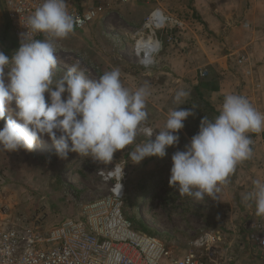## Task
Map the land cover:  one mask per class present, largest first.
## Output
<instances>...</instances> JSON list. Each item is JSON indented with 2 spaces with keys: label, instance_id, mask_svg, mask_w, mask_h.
Listing matches in <instances>:
<instances>
[{
  "label": "rangeland",
  "instance_id": "374dc122",
  "mask_svg": "<svg viewBox=\"0 0 264 264\" xmlns=\"http://www.w3.org/2000/svg\"><path fill=\"white\" fill-rule=\"evenodd\" d=\"M102 4H105V12L110 15L109 20L100 17L93 19L58 41V65L54 80L61 78L67 68L79 61L89 78L96 79L104 72L118 68L121 82L129 90L135 91L147 85L150 95L146 99V126L154 129L151 137L154 140L161 130V110L165 109L161 105L172 95L165 107L166 110H169V105L174 107V96L179 91H174L176 84L173 76L161 74V64L167 56H171L170 50L175 42H169V34L161 32V23L157 27L146 23L150 13L155 10L161 13V0H109ZM170 25L166 27L171 28ZM14 41L7 28L0 0V51L11 57L18 49ZM151 45L157 50L152 52L151 49L148 54L147 49ZM65 58L68 61L62 63ZM237 68L234 66L229 70L236 74ZM172 69L175 75L179 71L178 68ZM206 69H199V79L211 77L212 69ZM203 70L209 72L206 77L200 76ZM219 74L221 76L220 70L212 75ZM164 77H169L170 81ZM161 87L165 88L166 93H161ZM170 89L173 92L167 93ZM182 90L189 95L179 109L193 113L198 108V102L189 106L192 90L184 86ZM45 96L47 99V94ZM204 99L209 104L210 100L207 97ZM209 106L220 112L218 106L212 103ZM12 107H15L14 102ZM204 114L207 118H214L208 113V107ZM204 116H200V122ZM9 118H16L14 112H5V120ZM4 122L0 121V128ZM60 134L57 133L58 136ZM147 139L142 134L138 135L133 145L114 154L113 163L109 165L99 164L75 153L61 160L55 153L52 141L46 136L31 152L0 149V228L31 224L39 217L48 231L66 220L82 219L86 208L110 195L118 181L109 177L107 170L119 164L124 167L121 183L125 186L127 200L123 211L128 220L133 216L129 207L130 199L136 194L140 200L144 194L142 191L147 190L149 194L146 192L148 195L137 204L135 214L155 233L152 237L181 254L194 249L195 242L209 234L214 239L213 247L218 253L214 259H221L228 247L236 253L241 244L245 245L242 238L244 240L247 234L244 228L249 220L248 215L245 216L247 208L238 201L241 190L235 187L234 182L226 181L213 197L206 196L197 201L188 195L180 196L178 190L161 183V158L148 157L140 164H133L129 160V150ZM167 171L170 174V169H164L162 173ZM230 243L231 247L228 246ZM197 252H203V248H198ZM238 261L240 264L245 263L243 260Z\"/></svg>",
  "mask_w": 264,
  "mask_h": 264
},
{
  "label": "clouds",
  "instance_id": "9594fccd",
  "mask_svg": "<svg viewBox=\"0 0 264 264\" xmlns=\"http://www.w3.org/2000/svg\"><path fill=\"white\" fill-rule=\"evenodd\" d=\"M78 23L68 11L67 0H42L25 18L27 32L21 34L19 48L11 57L0 51V121H5L0 128V149L31 152L46 136L61 160L75 153L109 165L117 151L133 145L142 134L148 139L129 150V160L140 164L148 157L164 158L166 149L179 143L177 133L192 111L171 110L164 128L153 140L154 129L146 126V99L150 95L147 85L129 90L122 84L118 68L96 79L89 78L79 61L54 80L57 43L67 38ZM37 34L44 39H36ZM188 95L187 91H177L174 103H183ZM6 111L14 112L16 118L5 120ZM261 131L264 114L244 96L227 94L219 114L211 120L204 116L198 133L184 150L172 155L169 186L176 188L180 196L197 201L213 197L237 165L252 157L248 133ZM123 174L124 167L119 164L107 170V175L118 181V195ZM253 184L243 202H254L256 214L264 215V182L255 180Z\"/></svg>",
  "mask_w": 264,
  "mask_h": 264
},
{
  "label": "built area",
  "instance_id": "2783aa9c",
  "mask_svg": "<svg viewBox=\"0 0 264 264\" xmlns=\"http://www.w3.org/2000/svg\"><path fill=\"white\" fill-rule=\"evenodd\" d=\"M104 1L109 0H67L68 11L80 21L74 29H81L98 17L109 20ZM1 2L7 28L19 48L21 34L27 32L25 18L42 0ZM146 23L154 27L161 23V32L169 34L170 42L174 40L172 33L182 29L183 20L155 10ZM167 24L172 27H166ZM35 38L44 36L37 34ZM151 49L155 52L157 47L149 46L148 54ZM237 62L241 64L242 60ZM207 75V71H200L201 77ZM121 184L120 195L114 187L109 196L86 208L82 219L66 220L48 231L39 217L31 224L0 228V264H240L238 260L245 261L244 264H264V220L252 218L256 215L255 203L244 228L245 245L241 244L236 253L226 248L221 259L216 260L218 253L209 234L196 241L194 249L179 254L161 240L136 232L123 211L127 197ZM198 248H203V252H197Z\"/></svg>",
  "mask_w": 264,
  "mask_h": 264
},
{
  "label": "crops",
  "instance_id": "0c3cea01",
  "mask_svg": "<svg viewBox=\"0 0 264 264\" xmlns=\"http://www.w3.org/2000/svg\"><path fill=\"white\" fill-rule=\"evenodd\" d=\"M161 9L165 15L183 19L182 29L172 33L175 43L170 50L171 56L161 64V74L173 76L174 91L182 90L183 86L192 90L198 83L201 68L212 69L211 76L220 70L221 76H216L219 79L218 90L207 95L212 105L220 110L227 94H237L247 98L264 114V0H161ZM184 36L187 37L184 39ZM238 60H242L241 65H237ZM234 66L238 67L236 74L229 70ZM172 68L179 69L176 75L172 74ZM164 78L170 81L169 77ZM170 92L173 90H167ZM161 93H166L165 88L161 87ZM171 96L161 105L165 108L161 110V130L169 112L182 104L169 105V110H166ZM177 134L179 143L168 147L166 156L161 158L163 185L169 186L165 183L169 181L170 174L162 171L171 169L174 151L184 150L190 142L182 130ZM248 135L252 140L253 155L237 165L227 177V182H234L235 187L241 190L238 201L247 208L245 216L248 215L249 219L254 202H243V196L253 190V181L264 182V131ZM252 218L264 220V215L256 214Z\"/></svg>",
  "mask_w": 264,
  "mask_h": 264
},
{
  "label": "trees",
  "instance_id": "16d2710c",
  "mask_svg": "<svg viewBox=\"0 0 264 264\" xmlns=\"http://www.w3.org/2000/svg\"><path fill=\"white\" fill-rule=\"evenodd\" d=\"M13 44L15 45V42H13ZM218 88H219V79L216 76H211L207 79L200 78L198 80L197 85L193 87L191 92V100L188 103V105L190 106L191 103L198 102V108L196 111L193 112V115L189 116L184 121L185 126L182 129V131L187 135V137L190 140L199 131V126H200L199 118L200 116L205 115L204 110L206 109V107H208V113L212 114L214 117H216L219 114L212 107L209 106V104L211 103L209 102L208 104L204 99L205 97H207L208 93L215 92L218 90ZM208 119L211 120L213 118H208ZM143 191H142L143 193L147 192L145 190ZM137 204H139L138 196H136L135 194L133 195V197L130 199L129 202V207L133 212V216L129 218L133 229L138 233L154 236L155 233L151 230V228H149L148 225L142 219L136 218L135 212L138 210Z\"/></svg>",
  "mask_w": 264,
  "mask_h": 264
},
{
  "label": "bare ground",
  "instance_id": "6f19581e",
  "mask_svg": "<svg viewBox=\"0 0 264 264\" xmlns=\"http://www.w3.org/2000/svg\"><path fill=\"white\" fill-rule=\"evenodd\" d=\"M155 16H156V14H154L153 17H155ZM66 61H68L67 58H65V59L62 61V63H63V62H66ZM146 191H147V190H146ZM143 192H144V191H143ZM143 192H142V193H143ZM147 193H148V191H147ZM147 193H144V194L140 197V200H138V203H139V204L141 203L142 198H143L144 196H146V195L149 194V193H148V194H147ZM139 204H138V205H139Z\"/></svg>",
  "mask_w": 264,
  "mask_h": 264
}]
</instances>
